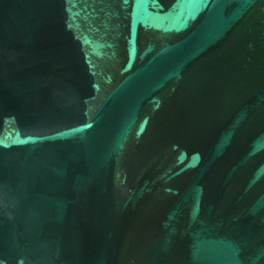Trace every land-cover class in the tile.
<instances>
[{
    "label": "water",
    "instance_id": "obj_1",
    "mask_svg": "<svg viewBox=\"0 0 264 264\" xmlns=\"http://www.w3.org/2000/svg\"><path fill=\"white\" fill-rule=\"evenodd\" d=\"M0 264H264V0H0Z\"/></svg>",
    "mask_w": 264,
    "mask_h": 264
}]
</instances>
